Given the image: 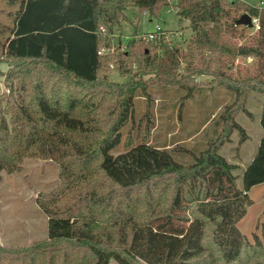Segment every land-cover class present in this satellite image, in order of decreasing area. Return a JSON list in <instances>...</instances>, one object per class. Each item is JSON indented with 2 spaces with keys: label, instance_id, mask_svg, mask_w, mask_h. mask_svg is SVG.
<instances>
[{
  "label": "trees",
  "instance_id": "trees-1",
  "mask_svg": "<svg viewBox=\"0 0 264 264\" xmlns=\"http://www.w3.org/2000/svg\"><path fill=\"white\" fill-rule=\"evenodd\" d=\"M6 2L0 59L9 63L11 119L0 115V172L19 171L26 158L50 159L60 165L61 184L37 199L47 239L0 244V264H213L211 257L237 264L247 247L238 223L252 205L251 189L264 183V133L241 175L221 151L233 133L237 151L247 140L237 113L249 92L264 96V7L177 0V16L192 31L184 48L159 35L113 52L129 9L156 17L167 1ZM245 13L260 26L248 38L250 28L235 24ZM238 58L252 59L251 67L235 73ZM111 66L127 80L112 81ZM199 76H211L203 89H220L229 102L193 135L154 134L156 97L188 104L200 93ZM212 120L213 134L188 144ZM260 125L264 131V100ZM137 190H145L143 199L132 198ZM156 199L164 204L154 206Z\"/></svg>",
  "mask_w": 264,
  "mask_h": 264
},
{
  "label": "rangeland",
  "instance_id": "rangeland-1",
  "mask_svg": "<svg viewBox=\"0 0 264 264\" xmlns=\"http://www.w3.org/2000/svg\"><path fill=\"white\" fill-rule=\"evenodd\" d=\"M164 6L156 17L149 13H141L137 8H131L127 11L128 19L115 29L114 41L111 51L117 47H126L129 40L145 39L143 34L154 32L156 26L160 25L167 32L166 42L170 46L180 45L184 48L186 42L190 41L192 31L189 23L180 21L177 16V0H166ZM252 5H260V0H245ZM264 1V0H263ZM174 6V11L170 10L169 5ZM6 0H0V21L6 22L8 18L5 12L9 10ZM254 30L245 29L244 35L248 38L253 36ZM113 51V52H114ZM252 59L238 58L235 61L236 73L238 69H249L252 65ZM109 74L114 82L122 83L127 79L117 73L115 67ZM9 63L5 58L0 59V115L7 122L11 119V114L7 113V102L5 97L11 94L9 83L7 82V73ZM246 71V70H245ZM199 84L205 85L213 82L211 76L196 77ZM181 92V91H180ZM210 94L209 97L206 94ZM223 92L209 91L203 86L196 99L187 103L179 102V96H167L163 101L160 95L156 97L154 109L155 127L152 132L160 133L162 139H170L172 134L167 133L169 128L173 129V135L176 137H186L187 134L193 135L200 129V123L207 115L212 112L219 103L223 101ZM182 94V92H181ZM184 94V93H183ZM182 94V95H183ZM177 95H179L177 93ZM181 97V96H180ZM264 96L258 92H249L248 99L243 111L237 113V121L244 128L247 140L236 150L238 137L232 134V143H227L221 153L225 155L228 161L236 165L235 174H242L244 167L251 161L257 150L260 140L263 136V129L260 125V110ZM229 98L225 97L223 103H228ZM223 105V104H222ZM221 105V106H222ZM178 110H177V107ZM176 107V108H175ZM223 107V106H222ZM224 108V107H223ZM145 109V107L143 108ZM216 115L220 113V108L215 110ZM208 128L205 126L191 140L190 145L206 141L215 129V121L212 120ZM143 126V125H142ZM169 126V127H168ZM153 135V133H152ZM238 164V165H237ZM60 165L50 159L26 158L21 169L14 173H8L6 170L0 172V244L3 246H23L34 242L42 241L48 237V218L39 207L37 199L41 193L50 189H55L61 184ZM145 190H137L132 198L143 199ZM253 200L252 205L248 207L247 214L238 223L239 229L246 237L247 247L244 256L237 264H255L264 261V183L253 187L250 191ZM164 204V200H154V206ZM151 201L148 204H152ZM213 264H223L210 258ZM216 262V263H214ZM111 264H117L112 262ZM195 264H202L201 262Z\"/></svg>",
  "mask_w": 264,
  "mask_h": 264
},
{
  "label": "built area",
  "instance_id": "built-area-1",
  "mask_svg": "<svg viewBox=\"0 0 264 264\" xmlns=\"http://www.w3.org/2000/svg\"><path fill=\"white\" fill-rule=\"evenodd\" d=\"M176 4H177V1H176ZM169 6H171L170 10L174 11V6H172L171 4ZM259 6L264 7V1L261 2V4ZM253 23H254V27L256 29L260 28L258 18H253ZM166 34H167V32H165L164 28H162L160 25H157L156 30L154 32H147V33L143 34L142 37H144L146 40H153L159 35H166ZM124 49H125V47H122V50H124ZM103 52H104V49H102L99 53H103Z\"/></svg>",
  "mask_w": 264,
  "mask_h": 264
},
{
  "label": "water",
  "instance_id": "water-1",
  "mask_svg": "<svg viewBox=\"0 0 264 264\" xmlns=\"http://www.w3.org/2000/svg\"><path fill=\"white\" fill-rule=\"evenodd\" d=\"M235 24L238 26H245L250 29L254 28L253 18L248 13H245L236 19Z\"/></svg>",
  "mask_w": 264,
  "mask_h": 264
}]
</instances>
